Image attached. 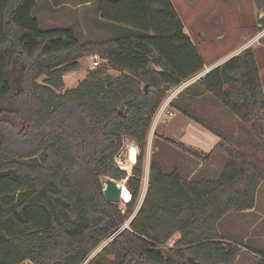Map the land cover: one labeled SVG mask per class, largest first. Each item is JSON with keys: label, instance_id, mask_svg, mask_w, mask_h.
Instances as JSON below:
<instances>
[{"label": "trees", "instance_id": "1", "mask_svg": "<svg viewBox=\"0 0 264 264\" xmlns=\"http://www.w3.org/2000/svg\"><path fill=\"white\" fill-rule=\"evenodd\" d=\"M36 2L0 0V264H233L241 248L223 242L218 223L252 209L264 180V91L253 50L169 104L219 138L209 153L155 136L202 164L224 155L221 176L189 181L176 168L165 172L153 153L141 205L90 258L137 205L147 135L167 92L204 66L171 0H100V19L127 29L101 42H81L71 28L41 29ZM253 2L263 31L264 0ZM92 54L108 64L62 91L63 76ZM201 102L238 119L240 135L221 132ZM125 139L139 149L130 177L114 163ZM81 172L89 189L76 185ZM101 178H127L124 213L106 201ZM175 235L174 247L163 249Z\"/></svg>", "mask_w": 264, "mask_h": 264}, {"label": "rangeland", "instance_id": "2", "mask_svg": "<svg viewBox=\"0 0 264 264\" xmlns=\"http://www.w3.org/2000/svg\"><path fill=\"white\" fill-rule=\"evenodd\" d=\"M99 1L100 0H37L33 16L39 20L41 29L71 28L81 42L106 41L117 35H121L127 29L102 21L98 14ZM171 2L180 19L185 23L199 51L201 52V49L208 46L213 47L210 50H206L207 53L202 52V59L205 65L222 58L227 49H231L235 42L237 44L239 38L238 34L240 32L250 31L251 29L256 31L255 26L258 23L260 12L258 10H253L254 2L252 4V0H196L194 2H189L188 0H171ZM223 31L227 33L228 39L226 43H217L216 41H218L219 36L223 35ZM110 73L113 76L118 75V72L113 69L110 70ZM41 81L42 79L39 80V82ZM261 82L264 87V74L262 75ZM172 89L173 88L170 90ZM198 106H200L203 111H207L209 119L221 132H234L236 135H240L238 130L239 120L229 114L223 107L219 108L224 111V115L221 116L219 114L220 110H218L213 103L206 104L201 102ZM153 123L154 121L152 120L147 136V156L151 157L153 153H157L160 156L165 172H170L174 168L177 169L180 167L185 172H189V170L192 171V167L197 166L199 162H197L195 158L182 153L174 146L166 143L164 140L159 139V137L156 138L157 129L154 131ZM160 126H163L162 123L156 125L158 128H160ZM130 145H134L137 148L138 156L139 149L136 144L129 139H125L118 156L114 159L116 166L124 170L127 173V177L131 176L132 168L136 163L135 161L129 170L123 168V164L127 161V150ZM258 152L259 156H264V149H259ZM146 173V168L142 166L137 205L134 207V211L130 214L126 222L120 227L122 230L127 228L124 226L128 225L129 219L135 215L144 199L145 194L142 191V186L144 185L146 176L148 181V175H146ZM104 179L105 178H101L102 190L104 189ZM126 180L127 178L118 183L126 186ZM76 183L81 189L90 188V184L84 172H81ZM147 188L148 182L146 190ZM128 192L130 193L129 190ZM116 205L118 209L126 210V202L121 201ZM236 216L235 213H232L225 217V219L221 221L220 226L222 227L230 221H233ZM175 237L176 239L178 238L177 236ZM105 243H107V241H104L100 247L91 254L90 258L101 250L102 247L106 245ZM245 245L264 252V241H250L246 242ZM259 254L261 253L259 252ZM26 264L29 263L27 262ZM244 264H253V262L245 258Z\"/></svg>", "mask_w": 264, "mask_h": 264}, {"label": "crops", "instance_id": "3", "mask_svg": "<svg viewBox=\"0 0 264 264\" xmlns=\"http://www.w3.org/2000/svg\"><path fill=\"white\" fill-rule=\"evenodd\" d=\"M252 4H253V0H252ZM253 10L256 11L254 5H253ZM260 14H259V18H260ZM182 24L185 33L190 37V39L192 40L193 44L196 47V44L194 43L189 30L185 26V23L182 22ZM255 28L256 31L254 29H251L250 31L240 32L238 34L239 38L237 40L238 41L237 44L235 42L232 48L227 49L223 57L218 59L217 61H212L208 65H205V63H203L204 66L203 70L194 77L197 78L203 77L212 69L222 65L229 59L238 55L242 50L249 47L253 50L254 57L259 68L260 78H262V75L264 74V47L261 45L260 39L264 34V30L258 31L259 28L258 24L255 26ZM227 39H228L227 33L223 31V35L219 36L218 41L216 42L226 43ZM211 48L213 47L210 46L205 47L201 49L202 51L200 52L199 49L196 47L197 52L201 57V59H202V52L205 53L206 50H210ZM89 66H90L89 56L81 59L79 61L78 69L69 72L63 76L64 89L62 91L76 88L78 84L87 76L89 72ZM262 88L264 91L263 84H262ZM176 95L174 96V98L176 97ZM172 112L173 115L171 117H167L163 115L162 118L164 119V121L153 123L154 131L157 129L156 135L160 137L162 136L172 142L182 144L183 146L195 150L199 153H203V154L209 153L216 145V143L219 141V138L213 133L207 131L204 127L186 118L182 114L174 110ZM158 123H162L163 126L162 127L160 126V128H158L159 126L156 127ZM146 146H147V142H146ZM146 150L147 149L145 148L142 166L146 168L147 170L146 175H148L151 157L147 156ZM226 162L227 159L224 155L216 153L212 156V158L208 163L206 164L198 163L197 166H193L192 171L189 170V172H185L181 167L177 169L182 173L185 179L192 182H197L200 180L214 181L221 176L223 169L226 165ZM231 214L225 215L220 220V222L218 223V232L220 237L223 238V242H236L237 245L239 244L238 246H240L241 248V251L238 254L233 264H244L245 258L250 259L253 262V264H258L260 258L258 253L260 252L264 254V252L248 247L245 244L246 242H250V241H255V242L264 241V180L260 183L256 191L254 207L250 210L241 213H235L237 215L236 218L233 219V221H230L228 224L221 227L220 226L221 221H223L225 217ZM175 236L178 237V235Z\"/></svg>", "mask_w": 264, "mask_h": 264}, {"label": "built area", "instance_id": "4", "mask_svg": "<svg viewBox=\"0 0 264 264\" xmlns=\"http://www.w3.org/2000/svg\"><path fill=\"white\" fill-rule=\"evenodd\" d=\"M90 58V66H89V71H93L103 65H107L108 61L106 59H102L100 58L97 54H92L89 56ZM199 78L194 77L191 78L190 80L182 83L181 85H179L176 88H173L172 90H169L167 92V96L165 98V100L163 101V104L160 106V108L158 109L157 113L155 114L153 121L154 122H159V121H164V119L162 118L163 115L167 116V117H171L173 115V112L169 110V104L171 102V100L174 98V96L180 92L184 87H186L188 84H190L191 82L197 80ZM118 156V155H117ZM145 181H144V185L142 186V191L145 194L146 192V186H147V176L145 177ZM133 218V216L129 219L130 220ZM124 227H127V225H125ZM122 231L121 228L117 229L106 241L107 243H109L116 235H118L120 232ZM176 238L175 236L172 237L164 246L163 249H171L174 247ZM105 243V244H107Z\"/></svg>", "mask_w": 264, "mask_h": 264}, {"label": "water", "instance_id": "5", "mask_svg": "<svg viewBox=\"0 0 264 264\" xmlns=\"http://www.w3.org/2000/svg\"><path fill=\"white\" fill-rule=\"evenodd\" d=\"M263 16V14H260V18ZM148 86L146 85L144 87V92L147 90ZM104 184V189H103V194L107 202L110 203H119L123 201L122 198V185L119 184L117 181L110 179V178H105L103 181ZM125 189L127 190V187L124 185ZM124 202V201H123ZM125 211L122 210V213Z\"/></svg>", "mask_w": 264, "mask_h": 264}, {"label": "bare ground", "instance_id": "6", "mask_svg": "<svg viewBox=\"0 0 264 264\" xmlns=\"http://www.w3.org/2000/svg\"><path fill=\"white\" fill-rule=\"evenodd\" d=\"M137 148L134 145H130L127 150V161L125 164H123V168L125 170H129L130 167L135 163L137 158ZM122 185V184H121ZM122 198L124 202H129L131 199V195L128 192V190L125 189L124 185H122Z\"/></svg>", "mask_w": 264, "mask_h": 264}]
</instances>
